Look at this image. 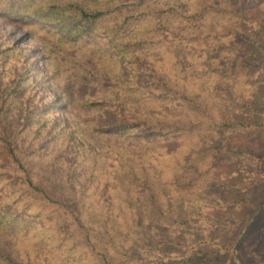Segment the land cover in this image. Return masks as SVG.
I'll return each mask as SVG.
<instances>
[{
  "label": "trees",
  "instance_id": "obj_1",
  "mask_svg": "<svg viewBox=\"0 0 264 264\" xmlns=\"http://www.w3.org/2000/svg\"><path fill=\"white\" fill-rule=\"evenodd\" d=\"M226 8L0 0L39 46L29 63L0 39V264H166L175 244L217 247L186 264H264V149L230 143L264 130V87H245L251 38Z\"/></svg>",
  "mask_w": 264,
  "mask_h": 264
},
{
  "label": "rangeland",
  "instance_id": "obj_2",
  "mask_svg": "<svg viewBox=\"0 0 264 264\" xmlns=\"http://www.w3.org/2000/svg\"><path fill=\"white\" fill-rule=\"evenodd\" d=\"M218 3V0H214ZM227 2V8L223 11L224 15L228 18H231V24L233 28L241 29L246 35L251 38V41H248V55L251 58V61L255 64V68L252 71H249L248 78L245 80L246 88L252 87L254 89H260V87H264V48L259 45L264 43V0H223ZM235 17V18H234ZM200 24V23H199ZM27 30L22 28L20 22L12 21L6 17L0 16V39H4L10 42L16 43L17 46L23 47L26 49V57L30 58L29 63H34L35 58L39 56L38 45L37 43L29 40L26 37ZM234 107V106H233ZM230 143L233 148H238L241 151L248 150H263L264 149V130L262 128L255 129H247L242 132H236L231 135ZM168 147L171 149H175L177 146V142H168ZM245 169L239 168L238 174L235 180H231V185L234 188L229 186V190H239L236 191L237 194H243L242 188L245 187L247 183H249V179L251 177L250 174L244 171ZM235 193V192H234ZM122 197V201H119L120 205L123 202H126L131 193L124 189L120 192ZM205 201H210L207 198ZM208 206L203 211L206 212V218L202 220L194 217L193 221H195L196 227L193 229H189L195 238L203 237L204 229L213 230V224H211V216L216 215V208L211 205L209 202H206ZM98 217H93V221L98 223ZM216 224V221H214ZM221 227H223L221 225ZM152 228V226H149ZM221 238L217 239L218 242L222 246L225 244H229L231 246L229 236L226 233L220 232ZM170 244V243H165ZM194 244V243H193ZM217 249V247L212 246H200L198 248H185L184 245L175 244L173 246L172 252L176 254H184L187 252V255L177 256V257H168L165 262L166 264H186L187 258L193 254L200 253V251L204 252L208 249ZM228 252V254H227ZM230 253L229 247L226 252H221L220 256L227 257ZM235 262H237L236 258H234ZM233 262V257L230 259Z\"/></svg>",
  "mask_w": 264,
  "mask_h": 264
}]
</instances>
